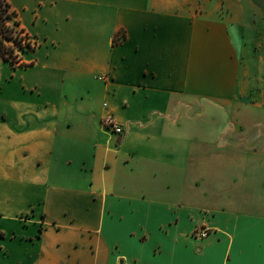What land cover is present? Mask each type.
Returning <instances> with one entry per match:
<instances>
[{
	"label": "crops",
	"instance_id": "crops-1",
	"mask_svg": "<svg viewBox=\"0 0 264 264\" xmlns=\"http://www.w3.org/2000/svg\"><path fill=\"white\" fill-rule=\"evenodd\" d=\"M4 2L0 264H264V0Z\"/></svg>",
	"mask_w": 264,
	"mask_h": 264
},
{
	"label": "built area",
	"instance_id": "built-area-1",
	"mask_svg": "<svg viewBox=\"0 0 264 264\" xmlns=\"http://www.w3.org/2000/svg\"><path fill=\"white\" fill-rule=\"evenodd\" d=\"M7 23H8V20H7ZM12 27H14L12 34L14 37H17V39L19 40V43L14 44L12 42L13 40H11L8 43L12 45L14 48V54H16V58L13 60V63H16L19 60V51L33 49L37 45V39L23 32L22 30L16 28L15 26H12ZM102 124L104 126H107L109 129L112 130V132L116 134H121L123 132V127L118 122H116L115 119L111 115L104 117L102 119ZM195 233L198 236L203 237V236H206L208 232L206 229L200 228V229H197Z\"/></svg>",
	"mask_w": 264,
	"mask_h": 264
},
{
	"label": "trees",
	"instance_id": "trees-1",
	"mask_svg": "<svg viewBox=\"0 0 264 264\" xmlns=\"http://www.w3.org/2000/svg\"><path fill=\"white\" fill-rule=\"evenodd\" d=\"M11 16L12 12L9 10L8 4L4 0H0V62L4 60L13 63L16 58L13 46L8 43L11 40L14 44L19 43L17 37L12 34L14 27L7 23Z\"/></svg>",
	"mask_w": 264,
	"mask_h": 264
},
{
	"label": "rangeland",
	"instance_id": "rangeland-1",
	"mask_svg": "<svg viewBox=\"0 0 264 264\" xmlns=\"http://www.w3.org/2000/svg\"><path fill=\"white\" fill-rule=\"evenodd\" d=\"M249 67H251V64L249 63Z\"/></svg>",
	"mask_w": 264,
	"mask_h": 264
}]
</instances>
